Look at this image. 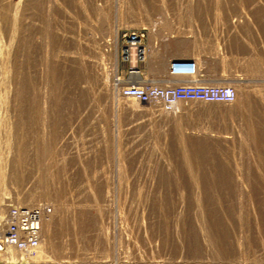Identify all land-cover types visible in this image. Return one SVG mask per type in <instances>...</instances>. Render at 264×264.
Masks as SVG:
<instances>
[{
  "label": "rangeland",
  "instance_id": "1",
  "mask_svg": "<svg viewBox=\"0 0 264 264\" xmlns=\"http://www.w3.org/2000/svg\"><path fill=\"white\" fill-rule=\"evenodd\" d=\"M141 29V81L192 58L237 101L129 112L115 80L139 83L121 45ZM10 201L51 212L38 253L0 264H264V0H0Z\"/></svg>",
  "mask_w": 264,
  "mask_h": 264
},
{
  "label": "built area",
  "instance_id": "2",
  "mask_svg": "<svg viewBox=\"0 0 264 264\" xmlns=\"http://www.w3.org/2000/svg\"><path fill=\"white\" fill-rule=\"evenodd\" d=\"M123 36L125 38L121 45L123 60L130 61L129 51L134 48L135 63L143 61L146 54V30L130 31ZM174 62L170 63V74L195 77L196 70L193 62L190 67H176L173 65ZM132 70L139 71L135 65L131 64L128 74ZM119 94L121 97L156 105L170 111L176 102L232 103L236 98V89L230 83H204L195 80L166 85L144 82L121 86ZM50 212L51 207L46 203L23 204L10 201L2 205L0 207V253L17 251L26 257L38 253L42 222Z\"/></svg>",
  "mask_w": 264,
  "mask_h": 264
},
{
  "label": "bare ground",
  "instance_id": "3",
  "mask_svg": "<svg viewBox=\"0 0 264 264\" xmlns=\"http://www.w3.org/2000/svg\"><path fill=\"white\" fill-rule=\"evenodd\" d=\"M129 58H130V62L132 63V65H135L134 63L136 62V59H135V50H134V48H131V50L129 51ZM116 72L117 71H115V75H116ZM131 75L133 76H135V75H137L138 77H139V73L136 71V70H132L131 71ZM137 78V77H136ZM140 79H141V77H139ZM118 83H117V82ZM115 82L117 83H115L118 87H121L122 86V82H121V80L120 79H117V80H115ZM137 84H139V83H137ZM174 84V83H173ZM236 89V88H235ZM124 98V97H123ZM237 98H238V91L236 90V98H235V100L233 101V102H236L237 101ZM128 99H130V98H128ZM131 101H130V103H128L127 104V106H126V109L129 111V112H131V113H133V114H139L140 112H142V108H141V106L138 104L139 102L138 101H136V100H133V99H130ZM138 102V103H137ZM190 102H192V101H190ZM198 102H200V101H198ZM203 103H205V102H203ZM211 103H220V102H211ZM181 102H176V103H174L173 104V107H172V109L170 110V111H168V110H164L163 108H161L163 111H166V112H177V111H180L181 110ZM192 156L191 155H185L184 156V158L185 159H190ZM0 207H2V206H0ZM46 219L47 218H44V220H43V222H42V227H41V242H40V245H41V243H42V235H43V225H44V223H45V221H46ZM6 254H8V253H0V257L1 256H5ZM32 257V256H31ZM2 258V257H1ZM0 258V259H1ZM13 259H16V258H13ZM23 260V259H22Z\"/></svg>",
  "mask_w": 264,
  "mask_h": 264
},
{
  "label": "crops",
  "instance_id": "4",
  "mask_svg": "<svg viewBox=\"0 0 264 264\" xmlns=\"http://www.w3.org/2000/svg\"><path fill=\"white\" fill-rule=\"evenodd\" d=\"M238 40V39H237ZM240 42H242L241 40H240ZM243 43V42H242ZM233 44H234V41H233ZM245 46H244V52H245V54H246V56L248 57L249 56V54H250V46H249V43H248V41H246L245 43H243ZM256 45V44H255ZM182 52V51H181ZM233 50L231 49V56H233ZM176 60H181V61H191V62H193L194 63V65H195V70H196V74H195V77H191V76H189V75H179V76H177L178 78H180L178 81H176V82H179V81H193V80H195V81H201V82H207V81H205L203 78H202V74H201V68H199V66H198V64H197V62L194 60V59H192V58H189V59H176ZM176 60H173V61H176ZM172 62V61H171ZM170 66V65H169ZM136 81L137 82H139V84H143L145 81H141L140 80V78L139 77H137L136 78ZM236 79H232V84H233V86H238L237 84H236ZM175 82V81H174ZM175 82V83H176ZM210 83H212V82H210ZM214 83H223V81H219V82H214ZM172 84V83H171ZM158 85V84H157Z\"/></svg>",
  "mask_w": 264,
  "mask_h": 264
},
{
  "label": "water",
  "instance_id": "5",
  "mask_svg": "<svg viewBox=\"0 0 264 264\" xmlns=\"http://www.w3.org/2000/svg\"><path fill=\"white\" fill-rule=\"evenodd\" d=\"M173 65L176 67H190L192 66V63L191 61L176 60Z\"/></svg>",
  "mask_w": 264,
  "mask_h": 264
}]
</instances>
